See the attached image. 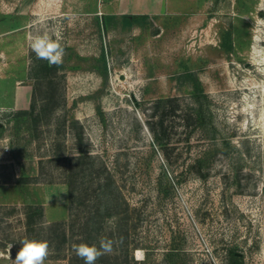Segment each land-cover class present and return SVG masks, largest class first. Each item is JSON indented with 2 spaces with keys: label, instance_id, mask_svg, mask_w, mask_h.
Returning a JSON list of instances; mask_svg holds the SVG:
<instances>
[{
  "label": "rangeland",
  "instance_id": "1",
  "mask_svg": "<svg viewBox=\"0 0 264 264\" xmlns=\"http://www.w3.org/2000/svg\"><path fill=\"white\" fill-rule=\"evenodd\" d=\"M44 33L59 67L31 50ZM171 97L174 112L156 103ZM0 108V264L25 238L69 264L72 243L44 227L73 220L71 242L83 238L108 200L128 220L130 264H264V0H0ZM79 145L92 157L69 204L71 163L50 157ZM100 162L115 195L100 196ZM38 205L44 225L29 229ZM117 243L109 255L124 256Z\"/></svg>",
  "mask_w": 264,
  "mask_h": 264
},
{
  "label": "trees",
  "instance_id": "2",
  "mask_svg": "<svg viewBox=\"0 0 264 264\" xmlns=\"http://www.w3.org/2000/svg\"><path fill=\"white\" fill-rule=\"evenodd\" d=\"M43 66L46 67V68H49L50 65L48 64L47 61H45L43 63ZM203 94V90L199 89V90H196L194 92V98L196 100H199L200 99V95ZM176 100H178V98L176 97H171V98H166V99H159L157 100V104L158 105H163L165 108H170L171 111H175L176 108L169 104L170 102H175ZM30 108L31 109H22V110H19L18 113H21V114H24V115H27V114H31L32 111H33V108H34V104H33V101H31V104H30ZM188 115L190 117H188V122H190V118H191V121L194 123V124H197L200 122V119H201V112L196 114L193 112H190L188 113ZM34 123L36 124L37 123V119H34ZM160 123H161V129L159 131H154L155 133V136L157 138V140L159 141V143H161L162 145H165L164 142L162 141V136H161V132H164V116L162 115L161 118H160ZM80 140L82 139L81 135H80ZM82 141V140H81ZM81 141H79L81 143ZM54 157H65L67 160H69V162L71 163V169L72 171L76 172V169H78L82 162H84L85 159L87 158H91V152L90 150L84 148L82 145H79L78 146V150H77V153L76 154H72L70 156H65L64 153L60 152L59 154H55V156L53 157H50V159L54 158ZM42 159V158H41ZM41 163V162H40ZM100 165L101 167L104 169V171L107 172L108 175L105 176V180L102 181L101 177H98V187L100 189V196L107 192H109V194L111 195H115V192L112 190V189H117L118 186L115 182V180L113 179V176L112 174L107 170L105 164L103 162H100ZM101 168V169H102ZM200 171V169H199ZM73 172H70L69 176L64 179V182L67 183L68 185V199H69V204L70 202L72 203L73 201V198L75 196V184H74V181H75V176L77 173H73ZM46 182H51V180H46ZM108 189V191H107ZM108 194V195H109ZM109 195V196H110ZM108 200V198H107ZM112 201H105V203H103V206L101 208L98 207V208H101L103 209L101 211V216L99 218L98 221H94V222H90L89 219L86 220V222L83 224L84 226V235H83V238H76V240H72L71 242V238L75 237V233L73 231V228L75 226V223H73V220L69 222V220L67 221L66 219L64 220H59V221H54V222H51V224L48 225V227H44V228H47L48 230L51 228L53 230H60V245H64L65 243H67L68 241H70L71 246H73V244H78V243H81L82 240H84V242L86 243H89L88 240H87V235L88 236H93L95 233L96 235L98 234H105L106 236L104 237H108V239H112L116 242H118V246L116 249H120L121 252L123 251V254L124 256H120L119 254H116V255H109V254H106L102 257H100L97 261H96V264H130L131 261H135L134 258H133V255H131V252H130V247L128 245V237L130 235V229L128 228V225H127V221H125V217H122L120 214V210L118 208H116V206H114L112 203ZM33 208L31 211L28 210L27 212V226L28 228L30 229L33 225H35L36 223H38L35 219V212L37 214H40L41 216L44 215V209H43V206L42 205H38V207H30L29 209ZM99 210L96 211V213L98 212ZM98 214V213H97ZM109 217H116V220L113 222V225H106L104 222L107 218ZM128 219V218H127ZM43 220L41 222H39L40 224L44 225L43 224ZM38 223V224H39ZM122 231V233H121ZM52 236V235H51ZM82 237V236H81ZM122 239V243H120ZM72 248V247H71ZM50 257H56V258H59L60 255H55V256H50ZM65 257H67L69 259V264H84V261L78 257L75 252L73 251V248L71 250V253L69 255H65ZM64 257V258H65Z\"/></svg>",
  "mask_w": 264,
  "mask_h": 264
},
{
  "label": "clouds",
  "instance_id": "3",
  "mask_svg": "<svg viewBox=\"0 0 264 264\" xmlns=\"http://www.w3.org/2000/svg\"><path fill=\"white\" fill-rule=\"evenodd\" d=\"M30 46L37 59L47 61L50 66L59 67L62 65L65 50L59 37L53 39L48 33L36 35L32 38ZM6 111L7 109L0 108V114ZM20 243L21 247L16 253L13 264H45L46 258L50 255V247L47 240L25 238ZM116 243L112 239L101 237L99 246L81 242L73 244L72 248L75 254L84 261V264H96L100 257L114 252ZM120 243H122V239ZM11 247L10 245L9 248Z\"/></svg>",
  "mask_w": 264,
  "mask_h": 264
},
{
  "label": "bare ground",
  "instance_id": "4",
  "mask_svg": "<svg viewBox=\"0 0 264 264\" xmlns=\"http://www.w3.org/2000/svg\"><path fill=\"white\" fill-rule=\"evenodd\" d=\"M141 252H142L141 249H138V250H137V254H138V256L141 255Z\"/></svg>",
  "mask_w": 264,
  "mask_h": 264
},
{
  "label": "crops",
  "instance_id": "5",
  "mask_svg": "<svg viewBox=\"0 0 264 264\" xmlns=\"http://www.w3.org/2000/svg\"><path fill=\"white\" fill-rule=\"evenodd\" d=\"M31 101V100H30ZM30 104H31V102H30ZM30 106V105H29ZM25 108H27V107H25ZM42 205H44V203L42 204ZM45 211H47L45 208H44V214H45ZM47 213V212H46Z\"/></svg>",
  "mask_w": 264,
  "mask_h": 264
}]
</instances>
